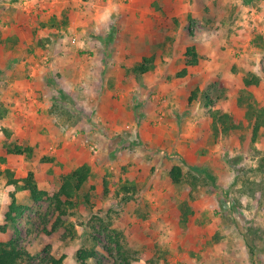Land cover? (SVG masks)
<instances>
[{"label": "rangeland", "instance_id": "374dc122", "mask_svg": "<svg viewBox=\"0 0 264 264\" xmlns=\"http://www.w3.org/2000/svg\"><path fill=\"white\" fill-rule=\"evenodd\" d=\"M21 1L0 0V14L8 4ZM201 1L152 0L144 5L141 0H63L51 4L53 8L59 6L54 21L58 35L53 38L56 33H51L49 46L58 39L62 47L68 48L91 36L98 49H78L79 57L100 58L103 53L105 62L109 61L106 72L111 74L118 72L114 65L120 60L129 62L121 67H132L143 56L155 54V66L147 72L151 81L145 85V79H135L149 89L148 98L154 94L159 115L161 110L174 106L185 109L183 118L174 108L171 111L177 124L173 142L164 148L159 141L154 143V138H140L139 125L130 124L125 138H108L105 142L109 146L100 144L98 151L86 140V150L89 147L90 151L85 163L91 167L90 176L76 204L67 209V229L64 233L57 229L53 235L47 233L52 230L57 211L48 206L46 199L33 201L26 190L15 192L17 201L26 207L23 215L5 225L1 215L7 181L4 170L8 168L14 178L32 170L40 189H48L51 184L58 188L60 171L69 172L77 162L47 161L53 157L52 148L46 152L48 146H34V157L8 154L3 147L5 138L15 142L0 124V239H16L32 256L19 264H41L46 243L51 244L53 256L63 258L62 264H82L78 258L81 250L97 254L87 259V264H122V254L130 264H264V131L260 129L252 142L255 153H247V144L242 145L239 139V135H245L247 142L251 138L253 121L246 114L251 98L264 107V0ZM42 2L34 0L38 9H44L39 5ZM147 8L156 12L153 19L158 32L153 48L146 43V48L139 49L142 30L147 27L142 20L149 18L140 17V12ZM114 10L124 12L123 16L113 13L106 19ZM65 11L76 20L77 40L72 39L74 29ZM83 15L94 17H85L90 19L88 24ZM9 24V19L4 18L3 23L0 20V27ZM87 24L96 33L89 34ZM172 32L175 35L170 37ZM102 39L106 45L99 43ZM125 44L129 49L124 48ZM188 46L196 48L199 60L180 74ZM44 49L49 51L48 46ZM56 69L51 71L50 82L55 97L64 101L58 100L60 116L69 123L75 116L80 119L89 115L90 120L96 117L95 112L84 114L73 106L74 101L62 89L64 85L60 86L63 74ZM249 74L260 80L246 88L243 78ZM5 108L0 97V120L7 114ZM142 115L135 113L131 123L139 124ZM178 119L187 123L181 124ZM98 124L95 127L100 131ZM230 124L232 127H227ZM234 128L238 136H234ZM159 149H163L161 154ZM184 151H191L190 161H196L194 164L183 159ZM161 158L181 163L183 178L179 184L161 176L158 182L154 180L155 163ZM190 165L204 168L208 175Z\"/></svg>", "mask_w": 264, "mask_h": 264}, {"label": "crops", "instance_id": "0c3cea01", "mask_svg": "<svg viewBox=\"0 0 264 264\" xmlns=\"http://www.w3.org/2000/svg\"><path fill=\"white\" fill-rule=\"evenodd\" d=\"M56 1L59 3L63 0H51V2L44 0L39 4L44 9L39 8L40 10L34 0L14 2L12 5H7L8 8L3 10L5 13L0 14L2 23L4 18L10 21L9 26L0 27V97L7 111L6 116L0 120V124L8 129L11 139L17 144H29L33 147L39 146L42 149L48 146L46 152L52 148L50 152L53 154L52 160L54 163L58 161L64 163V161L70 160L77 162L71 170L88 160L85 155H89L87 152L88 149L90 151L89 147H97L98 151L101 146H109L105 142L108 138L114 136L125 138L128 135V124L136 125V127L139 125L138 135L140 138L147 140L154 138V143L159 141L163 148L165 144L170 145L169 143L173 142L171 141L173 128L177 124L174 119L176 117H172L170 113L174 108L175 112L182 115L180 118H183L185 108L174 106L172 109H165L166 111L161 110L159 115L158 109L154 106V94L151 95V99L148 98L149 89H145L141 84L142 82H138L139 79H127L126 76L120 73L119 67L121 68L122 64L126 65L129 62L118 61L114 65L118 72L111 74L106 72V63L109 61L106 60L105 62L103 53L100 58L97 56L89 57L90 59L80 58V50L78 49L94 50L95 48L98 49L99 45L90 38L91 36L86 42H78V35L75 34L76 20L66 11L64 15L69 19L71 18V29H74L71 30L74 32L72 39L77 40V42L66 48L62 47L60 40L56 39L52 42L53 47L49 46V41H52L53 36L51 33H56L53 38L58 35L55 27L57 24L55 23L58 19L59 6L58 8L54 7L55 9L52 7ZM109 1L111 0H107V2ZM141 1L145 5V3L149 4L152 0ZM112 3L110 2L106 7ZM50 5L51 7L46 11L45 9ZM119 12L120 10H114L112 13H108L106 19L112 16L113 13L119 14ZM40 13L43 14L41 16L42 23L37 20ZM123 13L120 12V15L123 16ZM142 16H149V18L145 22L142 20L147 27L142 30L143 38L139 40L141 44L138 48H146L147 46L153 48L158 32V26L157 24L154 25L153 19V17H156V12L148 8L143 9L140 12V17ZM81 17L85 19V17H94V15H83ZM84 23L89 24L90 19H85ZM88 24L87 27H90V30H87L89 34L96 33L92 26ZM128 39L131 40L130 37ZM1 40L8 41L2 43ZM102 41L99 43L106 45L104 39ZM146 43L147 46H144ZM47 46L49 51L44 52L46 50L44 48ZM124 48L129 49V45L125 44ZM50 57L51 59L52 57L58 59L54 58V60L48 61ZM56 67L59 69H56ZM52 69H56L61 75L63 74L59 81L60 86L62 88L64 85L62 89H65L68 96L74 101L73 106L84 114L95 112L96 117L90 120L89 115L86 117L83 115L84 117L80 119L75 116L70 119L69 123L60 116L58 111L61 108L58 106V100L60 103L64 101L55 97L54 91L56 90L51 87L52 79L50 75ZM148 74L145 73L138 77L145 79V85L151 81V76ZM138 111L143 113L141 116L143 118L139 124L131 123L130 118ZM178 120H181V124L182 122L183 124L187 123L185 119ZM94 123L98 124L100 131L96 130ZM72 132L74 133L72 134ZM105 134L108 135L107 138ZM182 137L185 138V135L183 134ZM86 140L89 143L87 150L85 147ZM161 150L163 149L158 151L160 154ZM183 153L185 154L183 159L190 164V160H192L191 151H184ZM120 157L124 158V155ZM167 157L172 158L171 155H167ZM80 158L84 161L81 162ZM169 158L158 159L155 163L154 180H157L156 182H158L159 176L170 182L169 168L173 164L181 166L180 162L173 159L169 160ZM131 159L134 160V157L132 156ZM136 159H138L137 156ZM100 160H103V158H100ZM193 162L191 163L194 164ZM165 167H167L166 170H163ZM60 173L64 172L60 171Z\"/></svg>", "mask_w": 264, "mask_h": 264}, {"label": "trees", "instance_id": "16d2710c", "mask_svg": "<svg viewBox=\"0 0 264 264\" xmlns=\"http://www.w3.org/2000/svg\"><path fill=\"white\" fill-rule=\"evenodd\" d=\"M201 1V0H200ZM203 3L202 1L200 2ZM172 34V35H171ZM170 37L175 35V32H172ZM169 37V38H170ZM168 38V37H166ZM155 54L145 55L141 60L132 67L122 66L121 74L126 76L127 79L137 78L140 75L147 73L152 70L155 66ZM199 60V54L194 46H188L183 52V62L184 68L180 74L186 72L187 66L194 65ZM249 76V77H248ZM243 78L244 85L247 87L258 84L260 78L258 76L249 74ZM191 98L189 97V101ZM247 118L249 121H253L251 138L249 142L245 141V135H239L242 145L247 144L245 151L247 153H255L257 150L253 148L252 142H254L257 134L260 132V129L264 131V107L257 103V101L252 97L250 102L247 104ZM236 120L234 119V124ZM233 124H230L227 127H232ZM235 126V125H234ZM7 133V131H6ZM234 136H238V131L234 128ZM6 153L14 155H26L29 157H34V147L29 145L17 144L9 141V138H5L3 144ZM44 161V160H42ZM47 161L54 162L52 158H47ZM39 168L40 166L37 165ZM192 169L197 172L203 173L204 168L192 167ZM91 172V167L87 163H83L77 168L70 170L69 172L62 173L59 176V187L55 188L53 184L50 185L48 189H40L36 183L35 173L32 170H29L26 175L19 176L14 178L13 172L8 168L4 170L6 174L7 181L4 184V194L2 200V210L1 215L4 218L5 225L7 223H15L16 220L21 217L26 209L24 204H21L17 201L15 192L16 189L26 190L29 193V197L33 201H41L46 199L48 206H52L58 213L56 219L54 220L52 230L48 233L44 230V233L53 235L52 232L57 229L64 233L65 231V220L67 219V209L68 207L74 206L79 197V191L81 190L83 184L88 180ZM205 173V172H204ZM169 178L174 184H179L183 178V169L178 164H173L168 170ZM208 175V173H205ZM4 225V226H5ZM6 227V226H5ZM67 229V228H66ZM50 243H46L43 248L44 256L41 258V264H62L63 258H56L50 252ZM107 251L112 253V249L107 247ZM96 252L93 250H81L78 252V258L82 264H87L86 261L89 258L96 257ZM32 256L28 251L21 247L16 239L3 240L0 239V264H19L24 260L31 259ZM121 259L123 260L122 264H130L128 258L122 254Z\"/></svg>", "mask_w": 264, "mask_h": 264}]
</instances>
